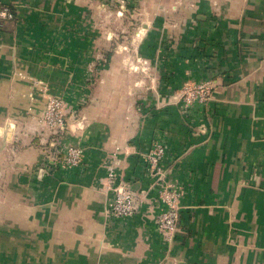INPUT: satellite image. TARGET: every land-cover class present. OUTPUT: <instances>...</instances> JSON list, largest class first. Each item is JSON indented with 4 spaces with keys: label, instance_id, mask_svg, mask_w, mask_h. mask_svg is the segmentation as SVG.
<instances>
[{
    "label": "crops",
    "instance_id": "crops-1",
    "mask_svg": "<svg viewBox=\"0 0 264 264\" xmlns=\"http://www.w3.org/2000/svg\"><path fill=\"white\" fill-rule=\"evenodd\" d=\"M0 4L16 16L0 27V264H264V0ZM203 80L211 100L184 110L182 85ZM154 140L184 191L170 243L142 156ZM69 146L80 165L50 161ZM110 171L132 216L108 214Z\"/></svg>",
    "mask_w": 264,
    "mask_h": 264
},
{
    "label": "built area",
    "instance_id": "built-area-1",
    "mask_svg": "<svg viewBox=\"0 0 264 264\" xmlns=\"http://www.w3.org/2000/svg\"><path fill=\"white\" fill-rule=\"evenodd\" d=\"M12 8L0 5V27L6 22L15 20ZM212 81H186L180 90L179 102L184 110H190L199 105L209 103L212 98ZM41 119L52 136L64 132L66 120L64 103L60 98L48 97L41 113ZM56 144H52V147ZM166 150L162 141L154 140L151 147L143 154L150 179L158 187V195L162 210L156 217L155 225L163 240L170 243L178 229L180 221V202L184 191L176 182L168 177L167 169L163 166ZM83 150L77 146L57 148L50 151V161L59 162L62 167H76L82 163ZM107 187L111 194L106 198L108 214L116 218L132 216L136 209L138 197L130 188L118 181L113 171L107 178Z\"/></svg>",
    "mask_w": 264,
    "mask_h": 264
},
{
    "label": "rangeland",
    "instance_id": "rangeland-1",
    "mask_svg": "<svg viewBox=\"0 0 264 264\" xmlns=\"http://www.w3.org/2000/svg\"><path fill=\"white\" fill-rule=\"evenodd\" d=\"M127 4H126V2L124 3V7H125L124 10H127Z\"/></svg>",
    "mask_w": 264,
    "mask_h": 264
},
{
    "label": "trees",
    "instance_id": "trees-1",
    "mask_svg": "<svg viewBox=\"0 0 264 264\" xmlns=\"http://www.w3.org/2000/svg\"><path fill=\"white\" fill-rule=\"evenodd\" d=\"M1 5V4H0Z\"/></svg>",
    "mask_w": 264,
    "mask_h": 264
}]
</instances>
